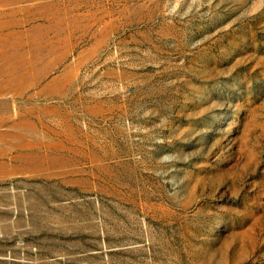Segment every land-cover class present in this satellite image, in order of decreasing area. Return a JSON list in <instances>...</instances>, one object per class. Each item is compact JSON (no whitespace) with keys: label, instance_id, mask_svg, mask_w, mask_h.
<instances>
[{"label":"rangeland","instance_id":"rangeland-1","mask_svg":"<svg viewBox=\"0 0 264 264\" xmlns=\"http://www.w3.org/2000/svg\"><path fill=\"white\" fill-rule=\"evenodd\" d=\"M0 264H264V0H0Z\"/></svg>","mask_w":264,"mask_h":264}]
</instances>
